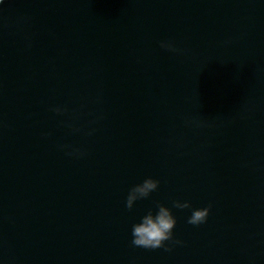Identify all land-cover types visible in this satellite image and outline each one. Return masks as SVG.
<instances>
[{
    "label": "water",
    "instance_id": "obj_1",
    "mask_svg": "<svg viewBox=\"0 0 264 264\" xmlns=\"http://www.w3.org/2000/svg\"><path fill=\"white\" fill-rule=\"evenodd\" d=\"M0 264H264V0H0Z\"/></svg>",
    "mask_w": 264,
    "mask_h": 264
},
{
    "label": "clouds",
    "instance_id": "obj_2",
    "mask_svg": "<svg viewBox=\"0 0 264 264\" xmlns=\"http://www.w3.org/2000/svg\"><path fill=\"white\" fill-rule=\"evenodd\" d=\"M163 46V45H162ZM170 50L175 51L176 49L168 46ZM59 112V109H55ZM159 184L158 180L152 178H146L142 183L134 185L128 192L126 198V208L131 210L134 201L142 198L148 197L150 192L157 189ZM173 207L179 209L190 208L191 205L188 201L183 203L179 201L172 202ZM210 207V206H209ZM209 207L193 209L190 217L187 220L188 224L199 225L205 222L208 214ZM157 212L153 215L152 211L149 210L146 215H144L139 223L132 225V245L137 247H143L145 249H157L165 248V251L169 249L165 247V241H171L173 239L172 229L176 224V220L168 207L162 204H157ZM179 243V241H174Z\"/></svg>",
    "mask_w": 264,
    "mask_h": 264
}]
</instances>
